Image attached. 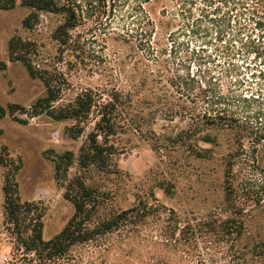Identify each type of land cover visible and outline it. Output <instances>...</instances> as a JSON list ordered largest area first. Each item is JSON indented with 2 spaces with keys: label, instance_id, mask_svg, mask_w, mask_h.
Instances as JSON below:
<instances>
[{
  "label": "rangeland",
  "instance_id": "obj_1",
  "mask_svg": "<svg viewBox=\"0 0 264 264\" xmlns=\"http://www.w3.org/2000/svg\"><path fill=\"white\" fill-rule=\"evenodd\" d=\"M21 2L14 0L12 9L0 10V61L6 64L0 72V106L19 107L0 120V153L19 164L15 180L21 201L40 203L45 209L42 239L56 236L73 214L72 204L63 197L64 189L54 180L52 160L65 152L76 159L98 116L93 109L80 124L83 134L75 140L68 129L76 121L57 122L46 112L32 117L31 106L45 95V86L30 78L22 64L8 60L7 43L14 36L37 45L39 66L60 85L58 100L46 109L59 112L72 107L76 97L86 92L102 99L118 92L129 101L122 107L127 115L121 124L131 117L141 123L142 131L125 128L112 138L119 150L108 173L92 170L85 175L87 183L105 194L100 218L131 207L138 199H156L182 217L194 219L220 208L224 161L232 149V137L227 131L201 126L195 118L216 107H178V97L181 93L192 100L198 93L197 83L208 92L218 88L223 94L230 89L241 91L232 84L245 80V63L236 59V75L229 73L226 58L212 46L202 47L188 33L178 15V0H114L113 10L84 19L71 32L66 47L51 38L62 18L43 14L38 26L26 30L21 23L29 9ZM206 134L210 144L200 141ZM199 150L205 152L202 157L195 154ZM6 173L7 168L0 167V264H8L13 251L3 226ZM78 174L74 160L67 178ZM251 210L247 219L251 232L256 233L255 226L264 224V213L253 206ZM158 223L149 221L146 228L156 229ZM143 237L113 235L105 247L79 252L83 257L93 255L94 264H196L192 252L185 249L182 253L178 244L165 246L156 232ZM215 258L217 264H228L222 250Z\"/></svg>",
  "mask_w": 264,
  "mask_h": 264
},
{
  "label": "trees",
  "instance_id": "obj_2",
  "mask_svg": "<svg viewBox=\"0 0 264 264\" xmlns=\"http://www.w3.org/2000/svg\"><path fill=\"white\" fill-rule=\"evenodd\" d=\"M13 6L14 0H0V10ZM21 6L29 9L21 23L26 30L38 26L43 14L60 16L62 22L51 38L59 47H66L71 43V32L84 19L98 18L115 5L114 0H22ZM178 15L202 47L212 46L214 52L229 61V73L236 75V59L245 63L244 70L248 72L244 81L232 84L243 88L238 92L230 89L223 94L219 88L208 92L197 83L198 93L190 100L178 89V107H216L203 110L195 118L201 126L227 131L232 137V149L224 161L226 179L221 207L207 217L194 219L182 217L156 199H138L131 207L100 218L105 194L87 183L85 175L92 170L108 173L119 150L112 138L125 128L142 131L141 123L131 117L121 124L127 115L122 107L129 101L118 92L108 95V99L86 92L76 97L72 107L59 112L46 109L58 100L60 85L39 66L37 45L14 36L7 43L8 60L22 64L30 78L41 80L45 86V95L31 106L32 117L46 112L57 122L76 121L77 125L68 129L74 140L83 134L80 124L93 109L98 119L76 159L71 152H65L52 160L54 180L64 189L63 197L72 204L73 214L50 240L42 239L43 205L21 201L15 180L19 164L0 153V167L7 168L2 186L3 226L13 244L8 264H94L93 255L83 257L79 251L105 247L113 235L147 239L155 232L165 246L178 244L182 253L185 249L192 252L196 264H217L215 256L221 250L228 264H264V224L256 225L254 233L247 219L252 206L264 213V0H178ZM5 69L6 64L0 61V72ZM16 110L19 107L14 105L7 109L0 106V120ZM200 141L210 144L211 138L206 134ZM204 153L195 152L199 157ZM74 160L79 174L68 179ZM149 221L160 222V227L146 228Z\"/></svg>",
  "mask_w": 264,
  "mask_h": 264
}]
</instances>
